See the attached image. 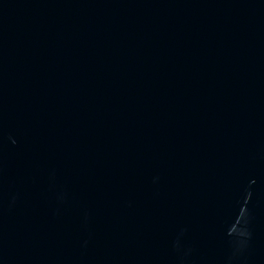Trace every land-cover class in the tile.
I'll return each instance as SVG.
<instances>
[{
  "label": "water",
  "instance_id": "obj_1",
  "mask_svg": "<svg viewBox=\"0 0 264 264\" xmlns=\"http://www.w3.org/2000/svg\"><path fill=\"white\" fill-rule=\"evenodd\" d=\"M0 264H264V0H0Z\"/></svg>",
  "mask_w": 264,
  "mask_h": 264
}]
</instances>
